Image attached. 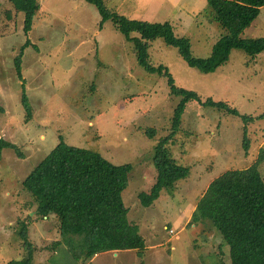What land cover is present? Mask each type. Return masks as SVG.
I'll return each instance as SVG.
<instances>
[{
    "label": "rangeland",
    "instance_id": "obj_1",
    "mask_svg": "<svg viewBox=\"0 0 264 264\" xmlns=\"http://www.w3.org/2000/svg\"><path fill=\"white\" fill-rule=\"evenodd\" d=\"M103 2L132 20L170 22L179 38L189 39L194 58L209 57L213 45L227 33L210 21L205 0ZM40 4L32 30L24 34L23 14L14 12L10 0H0V139L17 149H5L0 157V264L25 257L18 234L21 222L28 225L34 264H78L61 239L54 216L38 217L33 197L21 185L60 138L115 165L133 166L122 199L129 221L145 238L144 259L137 251H121L98 254L89 263L231 264L230 247L201 218L196 220L195 208L213 180L230 170L247 169L261 154L259 172L264 180V52L253 57L233 50L215 73L201 74L177 49L162 40L151 44V64L167 67L179 87L195 91L202 100L227 101L253 120L244 123L242 116L190 101L168 146L178 164L189 168V175L165 189L152 207L143 208L138 196L157 181L155 148L171 136L181 97L170 95L165 76L138 65L134 47L110 21L99 28L101 19L93 5L84 0ZM242 37H264V7ZM19 55L21 78L15 67ZM23 94L32 107L29 119ZM148 129H155L153 139L147 136ZM57 241L62 244L54 246Z\"/></svg>",
    "mask_w": 264,
    "mask_h": 264
},
{
    "label": "trees",
    "instance_id": "obj_2",
    "mask_svg": "<svg viewBox=\"0 0 264 264\" xmlns=\"http://www.w3.org/2000/svg\"><path fill=\"white\" fill-rule=\"evenodd\" d=\"M84 1L97 9L101 19L99 28L110 21L114 30L134 47L138 65L148 73L165 76L170 95L181 97L174 110L171 136L161 139L155 148L157 181L149 192L138 196L141 206L150 208L165 189L189 175V168L178 164L168 146L180 130L190 101L201 107L242 116L244 123L253 120L241 115L227 101L211 97L202 100L195 91L179 87L167 67L151 64V44L162 40L167 46L177 49L190 68L201 74L215 73L229 61L233 50H242L253 57L264 52V37H242L259 16L264 0H205L212 14L210 21L227 30L213 45L207 58H194L189 39L179 38L170 22L132 20L107 9L103 0ZM10 3L15 13L23 14V33L27 34L40 12V0H10ZM28 44L27 40L21 49ZM20 56L15 59L18 78H21ZM22 105L29 119L32 107L25 94L22 95ZM146 134L153 139L156 131L148 129ZM249 146L245 126L243 147L246 153ZM5 149L17 151L14 145L0 139V157ZM262 158L261 154L247 169L230 170L213 180L196 204V220L201 218L209 230L220 234L230 247L231 264H264V180L259 172ZM132 169L131 164L115 165L95 151L70 146L60 138L55 148L30 171L21 185L33 197L38 217L54 216L61 239L68 245L76 263L88 264L98 254L121 251H137L143 260L145 238L140 234V228L129 221V209L122 199V193L129 186ZM27 231L28 225L21 222L18 234L23 241L25 257L5 264H34V250L28 242ZM61 244L57 241L54 246Z\"/></svg>",
    "mask_w": 264,
    "mask_h": 264
},
{
    "label": "built area",
    "instance_id": "obj_3",
    "mask_svg": "<svg viewBox=\"0 0 264 264\" xmlns=\"http://www.w3.org/2000/svg\"><path fill=\"white\" fill-rule=\"evenodd\" d=\"M173 233H174V231H173V230H171L170 234H173Z\"/></svg>",
    "mask_w": 264,
    "mask_h": 264
}]
</instances>
